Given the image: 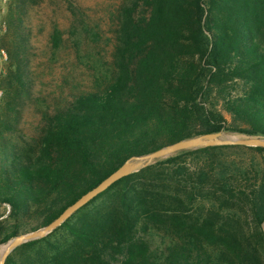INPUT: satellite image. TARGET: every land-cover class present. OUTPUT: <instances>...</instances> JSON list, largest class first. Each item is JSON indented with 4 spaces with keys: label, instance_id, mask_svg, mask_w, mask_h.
Segmentation results:
<instances>
[{
    "label": "trees",
    "instance_id": "16d2710c",
    "mask_svg": "<svg viewBox=\"0 0 264 264\" xmlns=\"http://www.w3.org/2000/svg\"><path fill=\"white\" fill-rule=\"evenodd\" d=\"M29 1L11 0L2 39L0 205L15 221H0V244L48 225L133 155L216 131L264 137V0H119L104 42L110 63L89 66L90 90L75 82L24 137L17 108L35 88ZM66 1L81 58L86 42L103 41ZM51 42L54 53L65 47L57 24ZM32 216L39 221L29 226ZM154 233L168 238L165 248H153ZM7 264H264V147L159 159L16 248Z\"/></svg>",
    "mask_w": 264,
    "mask_h": 264
},
{
    "label": "rangeland",
    "instance_id": "374dc122",
    "mask_svg": "<svg viewBox=\"0 0 264 264\" xmlns=\"http://www.w3.org/2000/svg\"><path fill=\"white\" fill-rule=\"evenodd\" d=\"M10 2L11 0H0V100L5 94L2 78L9 63L7 52L4 50L3 53L2 51V39L8 28L6 15ZM74 2L82 9L85 22L100 33L103 41L100 47L90 41L86 42L80 50L81 58H78L76 49L72 47L74 46L72 37L70 39L73 17L68 11L67 1H29L26 16L28 29L26 31L33 46L29 51V56L33 62L35 88L32 91L31 99H26L24 106L21 105L17 108L22 114L19 129L26 138L34 135L37 129L42 127L41 110L53 109L59 102H63L75 82L78 83L82 91L90 90L91 83L88 82V79H91V69L89 66L94 65L96 60H103L108 64L111 61V45L106 47L105 43H107L108 37L113 36L112 31L115 27L112 14L117 10L119 0H74ZM55 24L63 29L66 40L65 47L57 53L53 52L51 42V33ZM98 53L100 54L98 55ZM9 207L7 204L0 205V221L6 222V224L15 221L8 217ZM38 221L33 216L27 218L29 226L35 225ZM146 238L151 242L153 248L158 249L165 248L169 242L168 238L158 233L147 235Z\"/></svg>",
    "mask_w": 264,
    "mask_h": 264
},
{
    "label": "water",
    "instance_id": "95a60500",
    "mask_svg": "<svg viewBox=\"0 0 264 264\" xmlns=\"http://www.w3.org/2000/svg\"><path fill=\"white\" fill-rule=\"evenodd\" d=\"M227 146V145H240V146H260L264 147V137L249 136L242 137L240 134L230 132H211L202 135H196L183 140H178L163 148L149 152L144 155H133L127 159L124 164L117 170H114L108 177L101 183L96 185L91 190H88L74 203L67 207L60 215H58L48 225L15 235L6 243L0 244V264H7V260L11 253L22 246L23 244L46 237L57 227H60L66 222L77 210L85 207L96 196L108 190L116 181L123 179L133 172L141 171L142 169L154 164L159 159H165L177 152L186 150H193L198 148H206L210 146Z\"/></svg>",
    "mask_w": 264,
    "mask_h": 264
},
{
    "label": "built area",
    "instance_id": "2783aa9c",
    "mask_svg": "<svg viewBox=\"0 0 264 264\" xmlns=\"http://www.w3.org/2000/svg\"><path fill=\"white\" fill-rule=\"evenodd\" d=\"M3 53L5 52L3 49H2Z\"/></svg>",
    "mask_w": 264,
    "mask_h": 264
}]
</instances>
